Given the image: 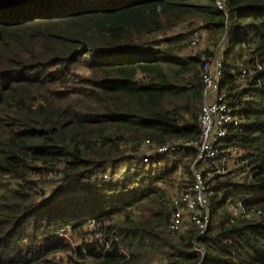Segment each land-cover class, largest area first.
I'll return each instance as SVG.
<instances>
[{
  "label": "trees",
  "instance_id": "obj_1",
  "mask_svg": "<svg viewBox=\"0 0 264 264\" xmlns=\"http://www.w3.org/2000/svg\"><path fill=\"white\" fill-rule=\"evenodd\" d=\"M216 2L0 0V264H59L60 252L69 264H264V0ZM181 24L210 48L181 56L184 35L157 38ZM215 58L241 122L219 149L224 173L204 180L207 230L170 232L194 149L155 176L145 165L120 184L95 176L146 156L160 168L157 149L197 142L202 67ZM88 220L110 251L92 231L74 248L56 234Z\"/></svg>",
  "mask_w": 264,
  "mask_h": 264
},
{
  "label": "built area",
  "instance_id": "obj_2",
  "mask_svg": "<svg viewBox=\"0 0 264 264\" xmlns=\"http://www.w3.org/2000/svg\"><path fill=\"white\" fill-rule=\"evenodd\" d=\"M216 4L219 9H223V0H217ZM202 38H204V33L196 29L189 35L188 42L190 45L195 46ZM255 69L256 71H261V64L256 62ZM223 72L224 65L220 58L203 63V104L199 120V140L194 144L175 143L155 151L161 156L184 154L190 148L196 151L195 162L192 166L193 182L185 188L179 189L173 199L175 211L168 226V231L170 232H177L184 229L187 225H193L199 230L200 234H203L211 221L208 211L210 193L205 187L204 180L224 173L219 165H224L225 160L217 161V155L219 149L222 148L227 140L230 130L235 129L241 122L240 116L230 108L226 100V93L221 87ZM251 76V69L242 68L239 76L242 81L247 80ZM154 160H157L156 156L154 158L146 156L139 162H131L132 165L130 167L151 165ZM135 169L131 168L130 171L133 172ZM88 225L90 232L92 231L90 238L93 236L94 239H98L99 246L104 251H110V243L104 242L101 234L96 230V226L92 222H89ZM120 250L123 252L121 247ZM196 252L202 253V250L197 248Z\"/></svg>",
  "mask_w": 264,
  "mask_h": 264
},
{
  "label": "rangeland",
  "instance_id": "obj_3",
  "mask_svg": "<svg viewBox=\"0 0 264 264\" xmlns=\"http://www.w3.org/2000/svg\"><path fill=\"white\" fill-rule=\"evenodd\" d=\"M198 26V25H196ZM191 30V27H189L187 24H181L180 26H177L175 29H171V30H167L164 31L162 34H159V36L157 38H161L164 37L165 35L167 36H175V35H184L185 39H183L179 46L177 47L179 49V55L181 56H187V55H196L198 53H200L203 50H206V48H210L208 47V41L206 36L204 35V38H202V40L197 43L195 46H192L188 43V34ZM208 45V46H207ZM75 74H77L80 77H86L87 73H85L83 71V67L78 66L77 69L75 70ZM172 155H168L167 159H162L161 160V166L162 167H158L156 166V160H154L151 164L152 165H147V171L149 170V166H152L153 168V172L152 174L155 176L157 173H162V171L164 170L165 166H171L172 161ZM132 164L124 162V163H119L117 165H115V167H112L113 165H109L106 168V171L103 174L97 175L95 176V178L98 181L104 180L106 182H112V184H117V183H121L123 182L122 180L124 179L126 173L128 172V166H131ZM137 166V165H136ZM135 169L136 167H130V169ZM232 170V163H228V171ZM179 177L182 176V174L178 175ZM187 179L185 178L184 181H186ZM43 192L45 193L46 196L50 195V189L49 188H44ZM174 196V189H171L168 192V199L171 200V198H173ZM217 221L216 216L213 217V224ZM89 225H87V221L85 223V225H83V227L81 229H78L77 231H71V228L67 227L65 229H62L60 231H58V233H56L58 235L59 238L61 239H65L67 240L68 244L71 246V248L77 247L79 246L82 242L83 239H88V236L90 234V230H89ZM85 237V238H84ZM91 239H94L93 236H91ZM67 253H63L60 252L59 254H57V257H61L63 259V262L61 263L60 261H58L57 263L59 264H69L67 263V259H68ZM162 261V259L160 258H155L151 261L150 264H160V262ZM83 262V264H91V261L86 260V261H78V263ZM163 264V263H161Z\"/></svg>",
  "mask_w": 264,
  "mask_h": 264
}]
</instances>
